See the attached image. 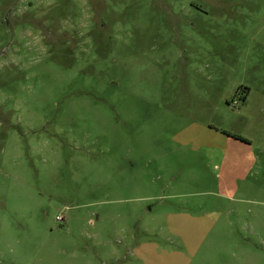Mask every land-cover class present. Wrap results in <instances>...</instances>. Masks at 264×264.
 Listing matches in <instances>:
<instances>
[{
  "label": "rangeland",
  "instance_id": "374dc122",
  "mask_svg": "<svg viewBox=\"0 0 264 264\" xmlns=\"http://www.w3.org/2000/svg\"><path fill=\"white\" fill-rule=\"evenodd\" d=\"M0 264H264V0H0Z\"/></svg>",
  "mask_w": 264,
  "mask_h": 264
},
{
  "label": "trees",
  "instance_id": "16d2710c",
  "mask_svg": "<svg viewBox=\"0 0 264 264\" xmlns=\"http://www.w3.org/2000/svg\"><path fill=\"white\" fill-rule=\"evenodd\" d=\"M235 138H240V139H242V140H244L243 138H241L239 135H237V134H232Z\"/></svg>",
  "mask_w": 264,
  "mask_h": 264
}]
</instances>
